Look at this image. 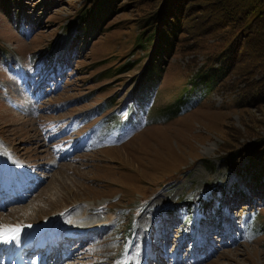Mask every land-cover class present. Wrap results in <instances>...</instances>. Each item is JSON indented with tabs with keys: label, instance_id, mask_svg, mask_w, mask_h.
<instances>
[{
	"label": "rangeland",
	"instance_id": "1",
	"mask_svg": "<svg viewBox=\"0 0 264 264\" xmlns=\"http://www.w3.org/2000/svg\"><path fill=\"white\" fill-rule=\"evenodd\" d=\"M163 1L116 0L84 34L91 0H0V225L21 228L0 264H40L51 242L54 264H264V182L225 163L264 136V98L240 95L264 72L258 36L207 89L198 71L243 28L241 5L183 0L171 52L141 72L135 34Z\"/></svg>",
	"mask_w": 264,
	"mask_h": 264
},
{
	"label": "trees",
	"instance_id": "2",
	"mask_svg": "<svg viewBox=\"0 0 264 264\" xmlns=\"http://www.w3.org/2000/svg\"><path fill=\"white\" fill-rule=\"evenodd\" d=\"M170 1L172 0H164L160 6L156 5L157 8L146 15L143 19V22L145 21L143 27L141 26L142 28L135 34L138 47L145 49L146 46H149V48L147 47L145 49L148 50V59L141 68V72L148 66L153 67L159 65V61L161 62L171 52L173 39L183 30L182 20H184L187 2L185 1L183 4V0H178L173 5L167 6ZM234 1L241 5L237 19L243 23V28L212 56L211 59L217 62L218 65H210L205 70L198 71L201 75L202 82L208 86L207 89H211L218 84L231 71L235 62L242 63L243 58L247 56L246 51H243L241 48L245 42L246 31L251 36H255V38L256 35L258 36L256 45L259 48L261 47L259 51L262 54V59L260 60L261 62L264 61V0ZM115 2L116 0H91L89 6L79 10L77 14V18L80 20L77 31L79 30L85 34L101 28L102 23L105 21L104 19L118 8ZM227 9L228 7L225 8V11ZM163 11L164 13L162 14ZM90 20L91 22H89ZM226 21H223V23ZM257 80L259 82L254 87V90L250 91V88H248L249 90L244 91V89H241V98L245 97L243 99H246V101L251 100L253 102L256 99L264 98V72L260 74ZM260 143L262 144L260 145ZM238 155H240L239 159L236 158ZM224 156L225 154L222 155V158ZM227 157L225 163L235 164L234 169L236 175H239V177L252 176V178H255V181L263 180L264 182V136L250 142L244 148L228 149ZM217 186L220 187L219 184H216L214 187ZM214 187L209 186V188ZM213 199L215 198L209 197L207 199L201 195L199 197L200 208L202 210L206 209L207 203H211Z\"/></svg>",
	"mask_w": 264,
	"mask_h": 264
},
{
	"label": "bare ground",
	"instance_id": "3",
	"mask_svg": "<svg viewBox=\"0 0 264 264\" xmlns=\"http://www.w3.org/2000/svg\"><path fill=\"white\" fill-rule=\"evenodd\" d=\"M19 191H21V192H23L24 190H21V189H19ZM8 195H10V194H8ZM6 197H7V195H6ZM73 222V224H75L74 223V221H72ZM219 223H220V221H219ZM34 231H36V230H34V228H30V230H28V234H27V237H23V239L19 242V246H18V249L20 250V252H21V250L22 249H25L24 251L26 252L27 250L29 251L31 248L29 247V245H27L26 243L28 242L27 241V239L28 238H30L29 236L30 235H32L33 233H34ZM171 236V235H170ZM46 237H48V236H39V237H37V239L35 240V242L36 243H48L49 241H51L52 239H55V237H57V234L55 233V231L54 232H52L51 234H50V236H49V239L46 241L45 240V238ZM73 237V236H72ZM209 245V244H208ZM212 245V244H211ZM213 251V250H212ZM27 253V252H26ZM152 256V255H151ZM15 257H16V255H15ZM61 258H59L58 260H56L54 263H56L57 261H59ZM152 260V259H151ZM152 262V261H151ZM53 263V264H54ZM144 264V263H143Z\"/></svg>",
	"mask_w": 264,
	"mask_h": 264
},
{
	"label": "snow or ice",
	"instance_id": "4",
	"mask_svg": "<svg viewBox=\"0 0 264 264\" xmlns=\"http://www.w3.org/2000/svg\"><path fill=\"white\" fill-rule=\"evenodd\" d=\"M30 227V226H29ZM21 232L20 227L5 228L0 225V242H8L10 240H18ZM121 264H127V261L121 262Z\"/></svg>",
	"mask_w": 264,
	"mask_h": 264
}]
</instances>
